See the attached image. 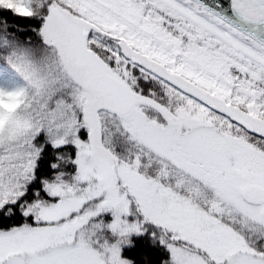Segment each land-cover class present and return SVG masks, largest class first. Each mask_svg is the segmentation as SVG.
I'll return each instance as SVG.
<instances>
[{
  "label": "snow or ice",
  "instance_id": "6c2138e0",
  "mask_svg": "<svg viewBox=\"0 0 264 264\" xmlns=\"http://www.w3.org/2000/svg\"><path fill=\"white\" fill-rule=\"evenodd\" d=\"M0 264H264V0H0Z\"/></svg>",
  "mask_w": 264,
  "mask_h": 264
}]
</instances>
